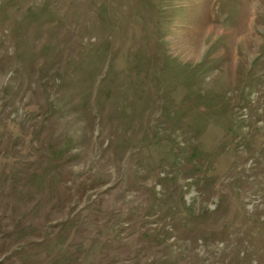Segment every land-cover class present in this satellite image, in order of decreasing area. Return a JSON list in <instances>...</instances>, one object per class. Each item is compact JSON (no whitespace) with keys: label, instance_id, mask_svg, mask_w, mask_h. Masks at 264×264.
<instances>
[{"label":"rangeland","instance_id":"374dc122","mask_svg":"<svg viewBox=\"0 0 264 264\" xmlns=\"http://www.w3.org/2000/svg\"><path fill=\"white\" fill-rule=\"evenodd\" d=\"M0 264H264V0H0Z\"/></svg>","mask_w":264,"mask_h":264}]
</instances>
